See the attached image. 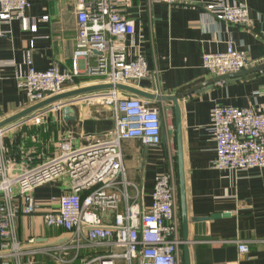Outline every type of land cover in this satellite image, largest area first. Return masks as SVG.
<instances>
[{
	"label": "built area",
	"instance_id": "obj_1",
	"mask_svg": "<svg viewBox=\"0 0 264 264\" xmlns=\"http://www.w3.org/2000/svg\"><path fill=\"white\" fill-rule=\"evenodd\" d=\"M75 4L77 38L72 69L61 71L54 66L36 71L29 52L27 70L20 68L14 75L17 90L26 96L29 107L70 88H82L77 83L82 76L103 80L101 84L136 88L156 76L137 44L134 21L121 12L128 0H75ZM30 7L29 0H0V39L7 35L3 26L13 20L20 21L26 31H37V22L27 15ZM206 10L226 25L250 26L247 5L219 0ZM90 59L95 64L82 69L81 62ZM251 65L247 53L238 51L232 41L226 52L203 56L204 68L215 77L246 71ZM79 102L111 107L114 129L97 144L75 148L64 141L54 158L33 168L14 169V163L6 160L7 135L29 122L40 124L52 108L62 110ZM174 117L173 108H153L149 101L111 90L59 102L0 127L1 264H41L38 256L55 264H183ZM211 132L216 142V169L236 173L264 169V112L215 107ZM128 141H138L148 150L165 146L168 153L169 169L156 175L150 206L145 205L146 187L127 177L122 145ZM63 180L67 187L51 199L43 222L49 229L61 230L64 237L52 244L34 238L23 243L18 232L20 219L40 213L35 191ZM238 249L242 255L249 253L245 243H239Z\"/></svg>",
	"mask_w": 264,
	"mask_h": 264
},
{
	"label": "crops",
	"instance_id": "obj_2",
	"mask_svg": "<svg viewBox=\"0 0 264 264\" xmlns=\"http://www.w3.org/2000/svg\"><path fill=\"white\" fill-rule=\"evenodd\" d=\"M29 1L31 7L27 15L37 22V31H26L20 21L13 20L3 26L7 35L0 39V115L3 121L29 107L14 80L17 70H27L26 54L31 53L32 67L39 72L54 66L61 71L70 70L73 66L77 38L75 0ZM128 1L121 12L134 21L137 44L142 48L149 69L156 74L154 79L139 83V89L173 96L216 78L204 68L203 56L226 52L230 41L238 51L247 53L252 63L248 70L264 65V0H229L249 7L248 28L226 25L207 12L206 6L219 0ZM44 17L49 20L43 21ZM87 64H95L94 59L82 61L81 68ZM100 81L103 80L82 76L77 83L88 87L101 84ZM180 105L189 216L220 215L205 223H191V263L264 264V169L247 173L216 169V142L211 132L215 107L264 112V70L215 83L212 88L181 100ZM149 106L172 109L171 103L149 101ZM71 108L75 111L74 120L66 122L63 109L52 108L40 124L29 122L7 135L6 160L14 163V169L33 168L54 158L64 141L71 142L75 148L97 144L115 127L111 107L79 102ZM122 153L128 179L146 187L145 205L150 206L156 175L169 169L165 146L148 150L138 141H128L123 143ZM67 184L63 180L35 191L40 213L20 219L18 232L23 243L34 238L38 243L52 244L64 237L61 230L44 225L43 215L46 208L51 207V199L60 196ZM239 243L248 245L247 255L239 253ZM36 260L41 264H55L43 256Z\"/></svg>",
	"mask_w": 264,
	"mask_h": 264
},
{
	"label": "water",
	"instance_id": "obj_3",
	"mask_svg": "<svg viewBox=\"0 0 264 264\" xmlns=\"http://www.w3.org/2000/svg\"><path fill=\"white\" fill-rule=\"evenodd\" d=\"M264 70V65L247 71H242L239 73L228 74L225 76L216 77L210 81H206L196 87L190 89L189 91L183 92L179 95L173 96H161L154 93L144 91L142 89L128 86V85H113V84H98L91 85L88 87H82L72 91L65 92L61 95L49 98L41 103H38L34 106L28 107L27 109L21 111L20 113L9 117L4 120L1 124V128H5L9 125L15 124L32 114L41 111L49 106L57 104L59 102L71 100L77 97L105 92L111 90H118L125 92L129 95L144 99L146 101L157 102V103H171L174 110V119H175V142H176V159H177V172H178V181H179V199H180V217H181V228H182V258L183 264H192L191 263V247L192 241L190 239V226L191 223L197 225L199 223H205L220 217V215H211L207 218H190L188 210V190H187V176H186V167H185V152H184V137H183V125H182V110L180 101L192 94H199L206 89L213 87L215 83H220L223 81L235 80L245 76H249L257 73L258 71ZM75 111L71 106H66L63 109V115L66 122L74 120ZM163 142H166V137H163ZM61 243V242H60Z\"/></svg>",
	"mask_w": 264,
	"mask_h": 264
},
{
	"label": "rangeland",
	"instance_id": "obj_4",
	"mask_svg": "<svg viewBox=\"0 0 264 264\" xmlns=\"http://www.w3.org/2000/svg\"><path fill=\"white\" fill-rule=\"evenodd\" d=\"M170 136H172V133L170 134ZM7 138V137H6ZM175 139V138H174ZM175 141V140H174ZM175 146H176V142H175ZM74 256V252L71 251V256L70 257H73ZM76 264H81V261H78Z\"/></svg>",
	"mask_w": 264,
	"mask_h": 264
},
{
	"label": "trees",
	"instance_id": "obj_5",
	"mask_svg": "<svg viewBox=\"0 0 264 264\" xmlns=\"http://www.w3.org/2000/svg\"><path fill=\"white\" fill-rule=\"evenodd\" d=\"M178 173V172H177ZM179 182V181H178ZM182 262H183V259H182Z\"/></svg>",
	"mask_w": 264,
	"mask_h": 264
}]
</instances>
